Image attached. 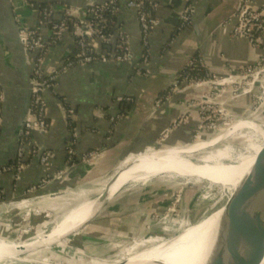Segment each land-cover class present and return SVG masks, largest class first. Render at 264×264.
<instances>
[{
  "label": "crops",
  "instance_id": "obj_1",
  "mask_svg": "<svg viewBox=\"0 0 264 264\" xmlns=\"http://www.w3.org/2000/svg\"><path fill=\"white\" fill-rule=\"evenodd\" d=\"M105 1L109 0H97ZM151 1L157 5L153 13L158 24L152 32L150 60L147 69H144V76L136 74L146 54L137 12L124 0L119 5L116 30L121 29L128 34L132 62H94L76 67L59 78L56 88L58 97L49 92L47 94V130L44 133L34 132L37 146H46L49 158L45 163L33 158L21 177L15 180L13 172L3 171L2 168L15 163L20 140L16 137V130L31 75V66L25 67L22 62L16 33L19 23L15 16L23 18L21 23L34 27L37 26L38 14L27 12V4L82 5L84 0H0V84L4 96L0 111V192L3 194V202H18L12 205L15 209H18L20 203L32 202L62 213L71 199V192L87 189L85 183L77 185L86 168L83 160L87 154H100L93 170L89 171V183H94L131 153L139 152L136 156H129L125 168L135 157L153 150L148 148H156L162 132L172 125L179 114L187 110L186 102L192 100L191 96L195 99V94H188V90L176 95L160 111L154 112L155 101L165 95L187 58L199 55L206 60L211 71L221 74L228 69H241L253 64L263 55L260 48L252 47L245 39L233 35L235 24L229 20L239 0ZM254 1L264 5V0ZM189 2L193 8L192 25L179 30L180 14ZM44 33L47 37V32ZM117 45L118 37L115 34L111 42L101 44L98 51L110 54L116 50ZM74 47V38L67 35L62 42L51 48L47 67L61 64ZM119 97L130 98L131 101L121 102ZM67 108L75 112L72 123L66 117ZM72 130L77 134V158L74 161L75 168L69 171L67 146ZM192 133L193 124L172 129L166 145L188 143ZM62 170L68 171L59 176ZM33 187H37V190L31 192ZM67 187L75 190L66 191ZM84 192L81 191L79 195L86 197L87 193ZM58 212H55L57 217L61 214ZM4 214L3 223L17 228L20 223L18 212L8 208ZM31 221L40 230L46 219L34 216ZM91 222L79 234L71 236L68 239L69 245L64 249L74 251L77 257L85 253L90 241L96 239L98 233L97 227ZM33 231H26L25 236ZM55 247L62 249L58 245Z\"/></svg>",
  "mask_w": 264,
  "mask_h": 264
},
{
  "label": "rangeland",
  "instance_id": "obj_2",
  "mask_svg": "<svg viewBox=\"0 0 264 264\" xmlns=\"http://www.w3.org/2000/svg\"><path fill=\"white\" fill-rule=\"evenodd\" d=\"M258 48L263 51L264 42ZM230 77L233 78L230 80ZM228 79L230 82L224 83ZM207 80L205 85L189 84L187 93L195 94V99L191 96L192 100L186 102L187 110L174 119L177 128L193 124L190 142L166 145L167 139L162 141L165 138L161 135L157 149L151 152L203 143L206 146L189 158L192 162L232 164L238 160L242 146L255 136V130L239 125L244 122L264 125V56L261 55L253 64L236 69L235 72L233 69L221 74L211 71ZM255 137L261 138L257 135ZM99 156L84 164L86 168L77 183H85L87 189L80 190L85 191L89 199L103 193L119 173L118 170L112 177L103 180L119 168L120 162L109 168L96 182L89 183V171L93 170ZM219 185L221 184L218 181L201 175L162 176L129 185L114 199L105 202L102 212L93 218L91 224L97 227L98 233L96 239L90 241L85 253L78 255L80 257L74 251L64 249L69 242L66 239L65 243L57 244L64 250L53 245L32 254L26 253L20 258H37L34 264H44L42 260L48 261V264H119L178 237L182 232L214 215L224 205L228 195ZM67 190L75 189L67 187ZM80 190L72 192L67 208L78 203L76 195L81 194ZM12 205L15 206L8 203L2 207L0 205L1 237L30 240L34 236L50 232L57 210L37 206L32 202L20 203L18 209ZM7 208L18 212L20 223L17 228L3 223L4 210ZM34 216L46 219L41 226H48L46 230L39 232L42 228L36 229L31 221ZM28 230L34 231L25 236Z\"/></svg>",
  "mask_w": 264,
  "mask_h": 264
},
{
  "label": "built area",
  "instance_id": "obj_3",
  "mask_svg": "<svg viewBox=\"0 0 264 264\" xmlns=\"http://www.w3.org/2000/svg\"><path fill=\"white\" fill-rule=\"evenodd\" d=\"M124 0H109L105 2H92L84 0L80 7L55 3H48L46 6H37L27 4V12H36L38 14L37 26H29L21 23L23 19L19 15L15 16L18 25V34L23 42L27 54L28 65L31 66L30 95L31 104L23 125V133L20 137L16 160L13 165H7L2 168L3 171L13 172L15 180H18L27 169L30 161L36 157L39 147L34 139V132H43L47 130V108L48 92L54 97H58L57 84L61 76L79 66H86L94 62H116L130 63L133 60V54L130 47V38L125 31L116 30V17L119 12V5ZM129 7L137 12L138 21L141 30L142 43L146 54L136 70L138 76H144V69H147L150 60V40L154 28L158 24L157 18L153 15L157 5L151 0H126ZM192 4L183 9L179 17V30L191 27L192 25ZM235 24L233 35L237 38L245 39L252 47H260L264 42V5H258L254 0H239L235 12L229 20ZM44 31L47 32L46 37ZM118 37V45L114 52L102 54L98 51L101 44L107 45L112 38ZM70 35L75 40L74 50L66 56L61 64L53 67H47V58L51 48ZM263 56H264V50ZM250 70V69H249ZM236 69H233L235 72ZM210 67L206 60L197 55L187 58L180 72L175 75L171 85L165 95L159 97L154 104V112H158L169 105L176 95L189 89V84L196 83L197 86L207 84L210 77ZM233 78V77H232ZM229 78L230 80L232 79ZM224 80V83L230 80ZM4 99L0 84V111ZM121 102H129L130 98L119 97ZM201 113V112H200ZM65 114L68 120L73 119L74 110L67 108ZM114 120V118L112 119ZM176 120L172 125L162 132L165 141L172 129L177 128ZM2 120L0 117V127ZM77 134L72 130L71 138L67 146V155L69 157L68 170L75 168L76 164L72 158L76 156L75 145ZM100 154L89 153L85 156L83 162L96 159ZM49 158V153L42 155L40 162L45 163ZM59 172L63 176L66 171ZM45 182V181H44ZM37 190L33 187L30 191ZM0 192V205L5 204L2 201ZM8 204L18 203L16 201L7 202ZM47 216V215H46ZM24 218V216L22 217Z\"/></svg>",
  "mask_w": 264,
  "mask_h": 264
},
{
  "label": "bare ground",
  "instance_id": "obj_4",
  "mask_svg": "<svg viewBox=\"0 0 264 264\" xmlns=\"http://www.w3.org/2000/svg\"><path fill=\"white\" fill-rule=\"evenodd\" d=\"M239 127L256 130L261 138H259L260 142L258 143H256V138L253 139L255 136L248 140L247 144L249 145L248 147H252V153L241 154L238 158V164H213L210 162L196 164L189 158L206 145L194 143L192 145L175 146L165 150L141 154L129 162V166L125 168L129 156H136L138 152L137 154L129 155L120 163L119 168L116 170V172L119 170V173L111 180L104 191L107 193L104 202L114 199L129 185L132 186L133 184L162 176L201 175L218 181L221 185L232 182L233 184L226 186L230 187L231 192H233L247 173L256 153L264 146V130L258 129L257 125L252 122H244ZM209 144L212 143L210 142ZM149 149L157 148H148L147 150ZM246 162L247 164H243ZM238 169H240L239 175L233 177L232 180L230 178V176L232 177L231 174L235 176ZM110 177L103 180H107ZM103 193L94 199L77 194L78 203L68 208L67 211L62 212L53 220L48 234L36 236L30 240L0 236V264H34L37 258L20 257L26 253L32 254L36 252V248L41 246L49 248L59 243H65L66 239L78 234L89 220L102 211L103 206H101L100 198ZM221 214L222 211L215 213L208 219L182 232L178 237L146 250L136 257L124 261V264H204L206 259L204 253L209 250L208 248L206 249L207 236L211 231V225L220 218ZM70 234L72 235L69 236ZM42 263L48 264V261L42 260ZM259 264H264V259Z\"/></svg>",
  "mask_w": 264,
  "mask_h": 264
},
{
  "label": "water",
  "instance_id": "obj_5",
  "mask_svg": "<svg viewBox=\"0 0 264 264\" xmlns=\"http://www.w3.org/2000/svg\"><path fill=\"white\" fill-rule=\"evenodd\" d=\"M90 1L97 2V0ZM71 5L80 7L81 4ZM16 33L22 62L26 67L28 65V56L18 34V29ZM30 101L31 95L29 85L27 97L25 98L19 117L16 137L20 138L23 133V125L30 107ZM257 127L258 129L264 130V125L258 124ZM44 132L45 131H43V133ZM255 132V136H259L258 133ZM254 138H256V143L260 142L259 138L253 137V139ZM248 146V144H244L239 151L240 154L247 155L252 153V147ZM46 150V146L39 148L35 157L38 162ZM133 153L137 154L138 152ZM238 163V160L232 162L234 165ZM243 164H247V162ZM115 172L116 170L108 174L105 178L112 176ZM239 172L240 169L236 171L235 176L231 174L232 177L230 176V178L233 180V177L238 176ZM201 179L206 180L204 178ZM231 184L233 183L227 182L225 185H219L222 191H227L228 195L224 205L214 212L217 213L222 211V214L220 218L211 225V231L207 236L206 249L208 248L209 250L204 253L206 258L204 264H259L264 259V146L256 153L247 173L239 182L238 186H236L233 193L231 192V188L226 186ZM106 196L107 193L104 192L100 198L101 206L105 204L104 201ZM93 218L89 220L84 227L88 225ZM71 235L72 234L69 236ZM46 247L47 246L38 247L35 251ZM124 261L120 264H124Z\"/></svg>",
  "mask_w": 264,
  "mask_h": 264
},
{
  "label": "trees",
  "instance_id": "obj_6",
  "mask_svg": "<svg viewBox=\"0 0 264 264\" xmlns=\"http://www.w3.org/2000/svg\"><path fill=\"white\" fill-rule=\"evenodd\" d=\"M42 6L44 7V6H46V4H44V5H42ZM153 15H154V13H153ZM72 121H73V119H70V120H69V122H71V123H72ZM0 133H1V127H0ZM76 158H77V156H74V157L72 158V160L75 161ZM68 163H69V157H68ZM13 164H14V163H12L11 165H13Z\"/></svg>",
  "mask_w": 264,
  "mask_h": 264
}]
</instances>
